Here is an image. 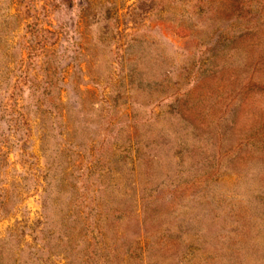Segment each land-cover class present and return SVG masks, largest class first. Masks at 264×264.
Masks as SVG:
<instances>
[{"label": "rangeland", "instance_id": "1", "mask_svg": "<svg viewBox=\"0 0 264 264\" xmlns=\"http://www.w3.org/2000/svg\"><path fill=\"white\" fill-rule=\"evenodd\" d=\"M0 264H264V0H0Z\"/></svg>", "mask_w": 264, "mask_h": 264}]
</instances>
